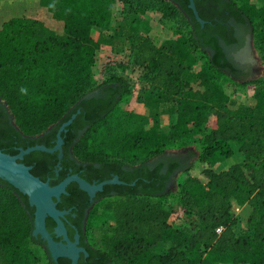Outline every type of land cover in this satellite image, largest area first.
<instances>
[{
    "label": "trees",
    "instance_id": "obj_1",
    "mask_svg": "<svg viewBox=\"0 0 264 264\" xmlns=\"http://www.w3.org/2000/svg\"><path fill=\"white\" fill-rule=\"evenodd\" d=\"M59 2L65 13L64 40H40L23 15L0 19V100L19 131L40 135L70 119V111L87 95L107 88L115 92L110 105L88 113L84 103L74 111L90 118L83 136L66 143L67 151L73 145L77 159L140 165L146 161L129 164L124 159L151 147L155 150L149 158L192 145L198 150L197 159L183 167L184 180L175 190L166 189L167 176L157 175V169L153 185L144 183L108 199L104 211L113 217L114 227L102 234L96 255L109 264H264V79L239 85L254 88L246 102L226 93L217 80H240L242 73L235 68L224 71L210 55L207 42L197 36L199 23L192 24L189 37L162 46L150 38L138 40L131 64L139 72L141 95L154 104L163 100L177 104L173 114L156 115L149 126L140 114L124 110L132 89L123 77L112 75L94 87L101 50L96 33L110 28L108 9L92 0ZM232 3L257 34L264 59V30L257 31L264 25V0ZM184 9L193 14L186 4ZM193 52L207 61L196 73ZM21 88L28 90L26 95ZM211 112L215 127L205 136L186 140L189 127H206ZM163 121L168 123L166 130ZM234 143L243 162L217 172V162L233 157ZM171 167L170 173L181 165L173 162ZM247 205L249 234L236 236L234 209ZM34 212L26 195L0 179V264H55L48 250L43 251V241L33 236ZM31 243L42 254L33 252ZM160 243L174 246L154 253Z\"/></svg>",
    "mask_w": 264,
    "mask_h": 264
},
{
    "label": "flooded vegetation",
    "instance_id": "obj_2",
    "mask_svg": "<svg viewBox=\"0 0 264 264\" xmlns=\"http://www.w3.org/2000/svg\"><path fill=\"white\" fill-rule=\"evenodd\" d=\"M168 1L184 11L192 24H201L197 36L202 43L207 42L208 46L205 49L213 58L218 59L224 71L230 72L235 68L242 73L241 78L249 74L252 69H250L251 62L248 61L250 25L247 19L234 8L231 0H194L198 16L204 23L198 20L190 7V0ZM184 4L192 11V15L185 11ZM109 88H115V86L111 85ZM114 94L113 90L107 88L93 91L83 99L86 110L88 113L97 109L102 110L104 106L111 104ZM84 103L80 101L77 106H82ZM77 106L70 111L72 112L70 119L56 124L40 135L30 137L19 131L14 117L0 100V149L16 156L22 150L36 146L54 149L62 139L61 150L52 153L34 151L26 155L21 162L31 167V171L40 173L38 177L52 187L74 176L93 187L102 185V189L90 193L82 189L76 180H72L60 198L54 197L53 200L57 204V209L64 213L61 220L65 224L69 240L81 249L78 264H109L101 261L96 255V248L91 246L85 238L86 227L93 210L102 201L137 188L139 185L141 187L144 183L153 185V177L157 169H159L157 175L167 176L163 183L168 189L172 176L187 166V154H163L152 163L146 162L140 165L119 164L114 161L82 162L74 156L73 145H69L68 151L65 149L67 142L71 140L76 143L88 128L90 118L87 114L81 116V110L74 113ZM173 162H179L181 168L174 169L170 173ZM115 180L119 183H108ZM46 227L55 241L67 244L64 236L56 232L58 224L53 218L46 219ZM35 238L41 239L40 236ZM43 243L48 250L47 243L45 241ZM49 254L52 260V255L50 252ZM55 264H72V261L69 258L60 257Z\"/></svg>",
    "mask_w": 264,
    "mask_h": 264
},
{
    "label": "rangeland",
    "instance_id": "obj_3",
    "mask_svg": "<svg viewBox=\"0 0 264 264\" xmlns=\"http://www.w3.org/2000/svg\"><path fill=\"white\" fill-rule=\"evenodd\" d=\"M0 0V19L3 16H20L23 15L28 20L40 40H46L55 37L59 40L66 38L65 33V13L59 0ZM238 6H241L242 0H232ZM29 2V3H28ZM95 6H102L108 9L112 16V22L109 29H98L96 38L101 43L99 69L94 78V87H97L107 81L112 75H118L127 80L132 89V97L125 104L124 110L140 114L144 123L153 126L156 115L173 114L177 109L175 101L163 100L159 104L151 102L147 95H141L139 84V72L131 64L138 51L136 43L138 40L150 38L158 46L166 42L177 41L189 37L192 32V23L184 11L177 5L168 0H92ZM264 30V25L258 26L257 31ZM250 55L248 61L250 72L246 77L240 80L230 81L220 78L217 80L219 86L239 103L246 102L254 94L253 86L240 87L244 82H252L264 79V59L260 54L259 39L255 31L250 27L249 35ZM207 61L200 54L193 52L192 66L193 73L198 72ZM248 103V102H247ZM209 122L206 127L196 129L189 127L188 139H196L208 134L214 126L213 113L209 115ZM168 127V123L163 121V127ZM234 155L228 160L219 161L215 164L214 169L221 172L229 169L235 164L243 162V156L239 152V145L233 144ZM155 148H147L137 157L128 156L124 159L129 164H139L141 162L152 163L158 157L149 158ZM182 153L187 154V166L192 164L198 156L196 146H187L179 150H167L164 154ZM94 156L92 155L91 158ZM95 155V159H100ZM94 159V158H93ZM185 170L174 174L167 190H175L178 184L183 182ZM110 200H104L93 210L87 227L85 238L94 248L100 247V238L103 233L114 227V219L111 215H106L104 207ZM238 217V223L234 227L236 236L249 234L248 218L251 213V207L234 209ZM174 244L160 243L153 247V252L162 254L168 252ZM43 251L46 250L41 246ZM33 252H40L41 248L36 244H29Z\"/></svg>",
    "mask_w": 264,
    "mask_h": 264
},
{
    "label": "water",
    "instance_id": "obj_4",
    "mask_svg": "<svg viewBox=\"0 0 264 264\" xmlns=\"http://www.w3.org/2000/svg\"><path fill=\"white\" fill-rule=\"evenodd\" d=\"M190 1V7L195 12L198 20L204 23V21L198 16L194 0ZM62 143L63 141L60 139L57 147L54 149L36 146L27 150H22L20 154L16 156L7 154L0 149V179L6 181L14 188L19 190L23 195L28 197L30 206L35 208L33 236H40L41 239L47 243V248L52 255V260L56 263L58 258L66 257L72 261V264H78L79 251L81 249L77 248V244L69 240L65 224L61 220V217L64 216V213L57 209V204L53 198L55 197L59 199L60 195L65 192L66 186L72 180H76L82 189L90 193H93L95 190L102 189V185L93 187L77 176H74L67 179L60 185L52 187L48 182H44L39 177L35 176L31 172V167L21 163L26 155L34 151H46L52 153L57 150H61ZM112 182L119 183L118 180L110 181L108 183ZM48 217H51L56 221L58 224L56 232L59 235L64 236V240L67 242V244H63L62 242H57L54 240L46 227V219Z\"/></svg>",
    "mask_w": 264,
    "mask_h": 264
},
{
    "label": "clouds",
    "instance_id": "obj_5",
    "mask_svg": "<svg viewBox=\"0 0 264 264\" xmlns=\"http://www.w3.org/2000/svg\"><path fill=\"white\" fill-rule=\"evenodd\" d=\"M20 91L22 94L26 95L28 90L26 88H21Z\"/></svg>",
    "mask_w": 264,
    "mask_h": 264
},
{
    "label": "built area",
    "instance_id": "obj_6",
    "mask_svg": "<svg viewBox=\"0 0 264 264\" xmlns=\"http://www.w3.org/2000/svg\"><path fill=\"white\" fill-rule=\"evenodd\" d=\"M221 231H222V228H219V229L217 230L218 233H221Z\"/></svg>",
    "mask_w": 264,
    "mask_h": 264
}]
</instances>
